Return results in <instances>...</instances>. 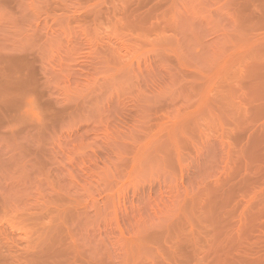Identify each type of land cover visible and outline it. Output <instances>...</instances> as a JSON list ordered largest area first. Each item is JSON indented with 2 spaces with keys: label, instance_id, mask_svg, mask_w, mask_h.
<instances>
[{
  "label": "rangeland",
  "instance_id": "374dc122",
  "mask_svg": "<svg viewBox=\"0 0 264 264\" xmlns=\"http://www.w3.org/2000/svg\"><path fill=\"white\" fill-rule=\"evenodd\" d=\"M0 264H264V0H0Z\"/></svg>",
  "mask_w": 264,
  "mask_h": 264
}]
</instances>
